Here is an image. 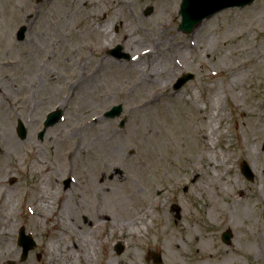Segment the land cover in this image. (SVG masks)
I'll return each mask as SVG.
<instances>
[{
    "label": "rangeland",
    "instance_id": "obj_1",
    "mask_svg": "<svg viewBox=\"0 0 264 264\" xmlns=\"http://www.w3.org/2000/svg\"><path fill=\"white\" fill-rule=\"evenodd\" d=\"M52 1L42 0L36 3L35 0H0V78H2L3 82L0 83V89L3 90L2 94H0V114H3L6 120H8L15 141L21 145L30 146V151L38 149L40 158L43 159L42 161L46 163L49 170V173L46 172L45 174L41 169L30 168L33 157L27 151L17 155L13 153L6 158H1L0 156V160L2 161L0 164V205L3 207L7 196L11 198V203L3 207V210H0V215L5 214L4 216H6V212H9V210L11 212L8 215V223L4 225L9 232V241L7 242V246L4 247L5 257L3 256L7 259L5 263L1 261L0 264H8L11 261L19 264L18 257H20L21 248L17 247V240L18 231L21 227H24L26 235L29 234L36 244L34 253L31 252L27 256L26 262L21 264L49 263L46 256L48 251L47 245L54 238L52 235L54 229L50 227H53L58 220L60 222H63V220L53 217L51 223H49L45 220H38L34 216V211L36 213L40 209L39 201L36 200L29 203V197L32 191L35 190V186L38 185L40 187V180L42 179H45L46 186L44 185V189L47 199L51 200L50 203L59 206L63 219L67 218V221L71 225L80 226L81 230H83L80 231L82 237L87 235L86 240H88V236L95 240L97 255L94 264H104L108 261L111 264L117 263L110 256L114 255L117 258L121 256L125 248L123 243L125 239L117 237L116 234L109 236L106 227L98 226L96 212L100 210L101 205H106L111 207V209H117L113 219L115 224L123 220L117 207L118 203H113L103 191L105 189L104 186L114 189L113 191L117 194L114 198L120 201L125 200L126 195L122 194L119 184L116 186L111 185L112 181L117 182L122 180L125 172L123 169L110 163L107 157L113 156L110 152L115 146L121 143L125 144L123 141L125 132L133 134L130 149L126 152V155H128L127 157L135 156V145L139 143V138L135 132L134 124L136 117L133 113L129 112L127 104H123L124 93L131 90V86L123 88L121 79L115 75V72L118 70L107 73L98 62L104 59L122 63L124 64L123 69L130 66L131 64L126 63L131 61L136 54L137 47L135 44L141 49L148 48L151 38L146 24L153 22L162 23V25L166 26L167 34L178 44V50L181 54V57L177 60V65L175 59L170 56L175 53L172 50L168 51V46L163 45L160 47L161 53H156L142 59V69H150L152 68V63L156 64L155 77L159 83L160 92L166 95L181 93L183 100L180 103L177 102V106L183 108L187 104H195L209 114L207 87L216 84L217 89H219V103L222 113L220 117L213 118L211 121H213V124L218 121V125L221 122L219 132L222 134V137L212 141L214 143L212 144V153L216 162L222 161L223 168L212 170L214 173L215 171L221 173L220 170L223 169L222 180L225 182V187H227L228 191L227 196L219 204V210L213 214H209L207 210L199 209L198 207L205 208L204 205L207 203L205 201L210 200V198L212 200L215 199L213 190L211 189L208 194L204 195L201 193L195 194L191 193L192 184L188 183L185 185L180 183L182 164H184L187 158L196 161L199 156L198 149L193 147L189 152H185V150L179 152L175 148L172 150V146L168 144V140L175 137L173 130L166 137L167 144H165V140L161 137L162 144H160L159 148L162 150V155L169 157L165 168L168 179L160 182L155 178L153 186L156 185V191H154L152 197L159 207L163 206L164 208L165 216L162 218L161 224L167 230L180 225L189 226L196 234L197 239L192 245L186 244L180 253H175L173 250L167 252L163 248L162 250L157 248V253L160 255L162 264H192L194 263L193 259L198 255L194 249L196 244L208 247L209 249L211 247L215 253H219V251L230 252L231 247H243L246 240L241 233V228L245 226L247 216L251 217L255 223L264 219V202L261 203L262 200L258 198L256 200L254 195V192H263L264 184L259 180L257 173L253 171L251 159H247L243 154H239L237 150H234L236 149L237 142L234 137V124L235 119L238 118V110L233 109L232 105L240 104L241 108L248 111L251 110L259 117H263L264 80L260 79L259 76L261 73L260 67L255 66L258 59L251 60L253 53L249 52L246 55L247 58L242 60L243 54L239 56L242 50L238 49L235 52L232 51V48H234L235 42L236 44L240 42V46L247 42L246 37L248 34L250 35L248 37L251 43L258 44L259 42H263L264 45V0H256L250 5L228 8L214 14L212 17L204 20L205 23H208L206 27L202 26V23L204 24L202 22L194 30V33L192 32L191 34H183L178 29L181 22L179 14L181 0H122L130 9L131 16L127 13V7L122 8V10L118 9L117 0H93L96 2L98 9L94 12L97 14L93 17L92 21L100 28L106 27L102 31L106 33L105 36L109 35L105 38L103 36V41H108L109 47L103 50L99 49L96 54L84 53L81 48L75 50L76 61L79 62L78 64L84 66L82 70H79L78 67L71 70L65 64L59 62L60 59L67 56V46H71L69 41L66 42L61 37L59 33L61 31L60 28H57L54 24H46L44 26L45 33H43L45 36H41L39 30L36 34L39 35L40 41L35 36L38 27L37 23L41 18V14L49 10ZM59 5L60 3L57 4L56 10L59 8ZM148 8H151L152 12L146 15L145 12ZM60 14H56V19L60 18L58 16ZM32 17L33 20H31ZM234 17L240 18L233 20ZM136 19L139 21L138 25L133 23ZM68 22L70 23V31L74 33L85 24L82 19L77 18H71ZM87 22L91 23L89 20ZM123 25L125 26V31L122 30ZM250 25L253 26L249 28ZM20 29L24 30V37L21 42L16 39V34H18ZM125 34H128L132 41L129 51H127L126 46H123L122 37ZM31 38L37 43L36 50L32 49ZM160 39L163 38L161 37ZM73 40L74 38L72 37ZM156 42H159V40ZM223 43L225 45L222 47ZM116 46H120V51H122V54L128 56L127 59H116L105 52ZM246 46H243L241 49ZM221 47L220 53L216 55L217 59H208V55L212 51ZM205 48L208 50L207 52ZM25 51H30L32 57L36 55L34 62H38V64L35 67H26L27 72L23 75V67L15 64V62L23 58ZM259 52L260 54L258 55L262 56L264 48L260 49ZM10 63L14 64L15 70H12L13 72L8 66ZM221 67L227 70L226 78L223 82H217L220 77H217V80H215L210 76ZM229 70L233 73V76L228 73ZM186 73L193 74L194 80L187 83L181 90L175 91L172 88L176 81L175 79ZM249 74L250 76L248 77L247 75ZM230 77H232V80ZM76 80L78 84H76ZM231 81L237 85L235 91L228 90V84ZM105 90H109L111 95L96 108L98 113L96 116L101 118L100 124L104 129L102 131L103 137L101 136L94 143L99 152H101V155L105 157L103 163L99 164V170L91 168L90 166H93V162L88 161L86 163L89 170L83 171L88 173V177L91 180H95L100 189V192L95 195H98L97 198L101 197L102 202L96 204L95 201L89 200L91 194H87V187H81L85 177L80 176V172L76 170L80 165L74 161L64 163L59 158L55 159V155L53 160L52 149L54 147V139L52 138L58 135L57 130L60 122L48 129L42 140H39L37 135L42 130V123L46 115L51 111L59 109V104H62L63 106L61 107H64L68 96L73 94L74 91H77V94L85 99L88 97L89 101L92 102L93 99L100 98L101 94L105 93ZM234 93H241L242 96L232 99L231 96ZM39 98L44 99L45 102H48L50 99L52 100L48 106H40L38 105ZM28 99L31 103L27 102ZM252 100L256 101V105H253L255 108L244 106L248 105L249 101ZM112 106H121L122 111L118 118L108 119L104 116V113L109 111ZM256 106L260 107V109ZM72 108L73 106L70 105L68 114ZM60 110L63 116H66V107L64 109L60 108ZM187 111H191V109L189 108ZM193 113L197 115L195 111ZM164 114L160 109L154 108L150 120L156 124L157 121L162 119ZM184 114H187V112L177 109L173 111L172 116L177 121ZM167 115L169 118L170 115ZM18 120H21L27 129L26 139L21 141L15 131ZM122 120H125V124L123 128H119ZM70 123L72 122H68L69 128H63L64 124L63 127H60L62 131L65 129V135H68V132L75 133L72 132ZM170 123L169 119L163 126H170L172 124ZM78 134L79 136L75 137V142L86 139L85 133L78 132ZM242 140H245L243 132L240 133V142ZM70 141L74 142L72 139ZM0 143H2L1 146L3 148L6 147L1 130ZM262 144H264L263 141L258 150L260 153H264V148H262L264 146ZM83 146L91 147V140H85ZM242 162H246L252 172L251 181L240 171ZM36 171H40L41 175L37 174L38 172ZM130 173L132 175L135 174L134 170L128 172V174ZM231 179L240 182V188H234V183L230 181ZM68 180L70 183L66 187L65 182ZM240 189L244 192L243 203L246 198H249V202L235 207L231 205V201H234L236 198L239 200L242 197L238 194ZM193 201L197 202L194 203ZM173 206H177L179 212H176L172 208ZM31 208L33 209V213L30 212ZM116 218L119 219L117 220ZM84 219L87 221H84ZM95 222H97L96 225H89V223L93 224ZM107 224L110 225V222L107 221ZM89 229L91 232H89ZM227 229L231 230L233 235L229 246L225 245L221 240L222 233ZM153 230L157 231V234L155 238H151V243L157 237L167 239L166 232L161 231L160 226L156 222L154 223ZM153 230L150 229L151 232ZM89 233L90 235H88ZM118 243H121L123 248L121 252L115 253V246ZM35 254L41 255L39 263H36L34 260ZM239 256L241 264H252V257L247 258L241 252H239ZM151 263L154 264V262ZM211 264H222V261L211 262Z\"/></svg>",
    "mask_w": 264,
    "mask_h": 264
},
{
    "label": "bare ground",
    "instance_id": "obj_2",
    "mask_svg": "<svg viewBox=\"0 0 264 264\" xmlns=\"http://www.w3.org/2000/svg\"><path fill=\"white\" fill-rule=\"evenodd\" d=\"M58 3H60V5L56 10ZM96 5V2L93 0H53L50 3L49 10L41 14V18L37 23L38 27L35 36L39 41L40 37L36 33L40 31L41 36L44 37V26L46 24H54L57 28H60L61 31L59 33L61 37L66 42L69 41V43H71V46L68 45L66 48L68 49L67 56L59 60L61 64H65L66 67L71 70L75 67H78L79 70L84 68V66L78 64L79 62L76 61L75 50L81 48L84 53L96 54L99 49L103 50L109 47L108 41H103V36L105 38L109 35L105 36L106 33L102 31L103 28L106 27L100 28L92 21L93 17L97 14L94 13L98 9V6ZM117 5L119 6L118 9L121 10L122 8L127 7V4L122 0H117ZM126 9L128 15L131 16L130 9L128 7ZM56 14H60L58 15L60 18L56 19ZM71 18L82 19L85 22L84 26L78 29L76 33L70 31V23L68 21H70ZM239 18L240 17H234L233 20H238ZM31 20H33V17ZM87 20L91 21V23H88ZM133 23L138 25L139 21L136 19ZM206 25H208V23H202V26L206 27ZM146 26L147 31L150 33L151 41L148 44V48L144 49L138 48L137 44H135L137 47L136 54L131 61L126 63L131 64L130 66L123 69L122 67H124V64L122 63L104 59L99 60L98 62L107 73L116 70L119 71L121 68L119 73L118 71L115 72V75L121 79L123 88L129 85L131 86V90L124 93L123 104H127L129 112L133 113L136 117L134 125L135 132L137 133L136 135L139 138V143L135 145V156L127 157L128 155H126V152L130 149L129 147L133 139V134L125 132L123 140L125 144L121 143L120 145L115 146L110 152L113 156L107 157L109 158L110 163L118 166V168L123 169L125 172V176L122 180L111 182L112 186L119 184V189L122 190V194L126 195L125 200H116L114 197H116L117 194L113 191L114 189H109L106 186H104L105 189L103 188L105 195H107L113 203H118L117 207L118 210H120L123 220H121L120 223L115 224L113 219L114 213L117 209H111V207L106 205H101L102 207L100 210L96 212L98 226L106 227L109 236H114L116 234L117 237H123L125 239L123 241L125 248L121 256L119 258L114 255L110 256L113 261H117L116 264H152L150 260L151 251H154L157 248L162 250L163 248L167 252L173 250L175 253H180L183 251L181 249H183L186 244L192 245L197 239L193 230L186 225H180L167 230L163 224H161L163 220L162 218L165 216L163 211L164 208L163 206L159 207L157 202L152 198L154 191H156V185L153 186L155 178L160 182L168 179L165 173V168L169 157L162 155V150L159 146L162 144L161 137L165 140V144H167L166 137L169 136V133H171L172 130L175 137L169 138L168 140V144L172 146V150L175 148L179 152L181 150L189 152L191 148L196 147L199 151V156L196 161L187 158L184 164H182L180 183L185 185L188 183L192 184L191 193H201L204 195L206 193L208 194L211 189L214 192L213 195L215 196V199L212 200L209 197L210 200L205 201L207 202L204 205L205 208H198L205 211L207 210L209 214H213L215 211L219 210L221 200L228 194L227 187H225L226 184L222 180L223 169L220 170L221 173L218 171H215L214 173L212 170L223 168L222 161H219V163L216 162V159L213 158L214 154L212 153V144H214L212 141L222 137V134L219 132L221 122L218 125V121H216L217 123L215 124L211 121L213 118L220 117L222 113V108L219 103V89H217L218 87L216 84L207 87V102L209 103L210 110L209 114L195 104H187L183 108L177 106V102L180 103L181 100H183V95L181 93L162 94L160 92L161 89L159 83L155 77L156 64L152 63V68L150 69H142L141 61L145 57L161 53L160 47L163 45H167V50H172L175 53L170 56L175 59L177 65V60L181 57V54L178 50V44L173 41L169 34H167L166 26L157 22L147 23ZM252 26L253 25H250L249 28ZM124 29L125 26L123 25L122 30L125 31ZM248 36L250 35L248 34ZM248 36L246 37L247 42L241 46L240 42H237V44L235 42L232 51L237 52L238 49L242 50L239 53V56L243 54L242 60L247 58L246 55H248L249 52H252L253 57L251 60L258 59L255 66L260 67L261 73L259 76L260 79L264 80V53L262 56L258 55L260 54V49L264 48L263 42H259L258 44L251 43ZM72 37L74 38L73 41ZM161 37L163 39H160ZM122 40L124 43L123 46H126L128 49L127 51H129V47L132 43L129 35H123ZM157 40H159V42H156ZM30 42H32L31 45H33L32 49L36 50L37 43H35L32 38ZM224 45L225 43L222 44V47ZM245 45L247 46L241 49ZM222 47L212 51L210 55H208V59H217L216 55L220 53ZM205 50L206 52L208 51L206 48ZM35 56L36 55L33 57L31 56L30 58L25 57V66L35 67V65L38 64V62H34V59H36ZM26 72L27 69L24 67L22 69V74L24 75ZM228 73L233 76V73L230 70ZM226 74L227 70L221 67L210 77L215 80H217V77H220L217 82H223L226 78ZM247 76L249 77L250 74ZM230 78L232 80V77ZM76 84H78L77 80ZM230 89L233 91L237 89V85L232 83V81L228 84V90ZM110 95L111 92L105 90V93H102L100 98H95L90 102L88 97L85 99L82 96H79L77 91H74L65 101L64 107H66L67 113L65 117H62L63 119L59 124L57 130L58 135L55 138H52L54 139V147L52 149L53 160L55 155V159L59 158L64 163L67 161H74L80 165L76 170L80 172V176L85 177L81 187H87V194H91L89 200L92 202L95 201L96 204L102 202L101 197L97 198L98 195H95L100 192V189L95 180H91V178L88 177V173L83 171L89 170L86 163L88 161L93 162L94 167H90L95 170H99V164L103 163L105 156L101 155V152H99L98 148H96L97 146L94 144L101 136L103 137L102 131L104 130L100 124L101 118L96 116L98 114L96 108L100 103L102 104L105 102ZM241 96V93H234L231 98L235 99L240 98ZM51 100L52 99L45 102L44 99L39 98L38 105L48 106ZM27 102L31 103L29 99ZM254 104L256 105V101L252 100L249 101L248 105L244 106L255 108V106H253ZM70 105L73 106V108L68 114V108ZM59 106L61 107L63 105L59 104ZM232 107L233 109L238 110V118L235 119L236 121L234 124V137L237 141L236 149L234 150H237L239 154H243L247 159H251L253 171L257 173L259 180L264 184V153L258 151L262 141L264 142V114L263 117H259L253 111L241 108L240 104H233ZM154 108L160 109L162 113L166 114H164L162 119L157 121L156 124L150 120ZM189 108L191 111H187ZM257 108L260 109V107ZM177 109L183 110V112H187V114H184L176 121L172 115L173 111ZM193 111H195L197 115H195ZM167 114L170 115L169 118ZM169 119L172 124L170 123V126L164 127V123H167ZM69 121L72 122L70 123V127L72 128V132L75 133L68 132V135H65V129L62 131L60 127H63L64 124L63 128H69ZM0 130L2 131L3 142H5L6 146L3 148L1 146L2 143H0L1 158H6L13 153L17 155L27 151V153L33 157L30 168L34 167L36 169H41L45 174L46 172L49 173L46 163L42 161L43 159L39 156L38 149L30 151V146L27 147L15 141L10 124L3 114H0ZM78 132L86 134L85 140H91V147L83 146L85 140L75 142V137L79 136ZM221 132L223 133V131ZM241 132H243L245 136V140H242L243 142H240ZM70 139L75 143L71 142ZM1 162L2 161L0 160V164ZM133 170L135 172L134 175H132V173L128 174V172ZM36 172L41 175L40 171ZM44 181L45 179L40 180V187L38 185L35 186V190L32 191L29 197V203L36 200L39 201L38 204L40 209H38L36 213L35 211L33 213V209L31 208L30 212L33 213L38 220H45L49 223H51L53 217H58L63 220V222L58 220L53 227H50L54 229L52 233L54 238L49 241L47 245L48 251L46 256L49 260V264H94L97 255V245L95 240L89 236L87 237L88 240H86L85 238L87 235L82 237L80 231L83 230H81L80 226L74 224L71 225V223L67 221V218L65 220L63 219V214L61 213L59 206L50 203L51 200L47 199V194L44 189L46 184ZM230 181L234 183V188H240V182H237L236 180L233 181L232 179ZM243 193V190L240 189L238 194L242 197L239 200L236 198L234 201H231V205L235 207L241 206L244 200ZM254 195L256 200L258 198L262 200L261 203L264 202V190L262 193H260V191L258 193L254 192ZM89 200L87 201L90 202ZM248 200L249 198H246L244 203H248ZM5 202L6 203L3 207H6L7 204L11 203L10 196H7ZM193 202L196 203L197 201ZM3 207L0 205V210H3ZM6 213V216H4L5 214L0 215V262L7 259L4 258V247L7 246V242L9 241V232L4 225L8 223V215H10L11 212L9 210V212ZM257 216L260 217L259 215ZM107 221L110 222V225L107 224ZM97 222L92 225H96ZM155 222L160 226L161 231L166 232L167 239L165 240L164 237H157L155 241L151 243V238H155L157 234V231L153 230ZM150 229H152L153 232H151ZM89 232H91L90 229ZM241 233L246 240L244 241V246L231 247L230 252L219 251V253H215L211 247L209 249L208 247L197 245L195 243L196 247L194 249L198 255L193 259L194 263L192 264H211V262L216 261H222V264H241L239 252L247 258L252 257V264H264V219L259 222L256 221L255 223L251 217L247 216L245 226L241 228ZM88 235H90V233ZM104 264L111 263L108 261Z\"/></svg>",
    "mask_w": 264,
    "mask_h": 264
},
{
    "label": "water",
    "instance_id": "obj_3",
    "mask_svg": "<svg viewBox=\"0 0 264 264\" xmlns=\"http://www.w3.org/2000/svg\"><path fill=\"white\" fill-rule=\"evenodd\" d=\"M254 0H182V4L180 5V15H181V24L179 26L180 31L183 33H191L197 25H199L204 19L210 18L214 14L235 6H245L247 4L252 3ZM151 10H147V14H149ZM19 37L23 36V29L19 31ZM121 48L117 47L115 50L110 51L113 55L116 57H126L121 54L120 52ZM192 75H185L180 79H177L178 81L174 85V89L178 90L180 89L189 79H192ZM121 113V107H113L112 110L107 112L104 116L113 118L119 116ZM61 117V112L56 111L54 113H51L48 116V119L45 122L46 127H50L54 125ZM124 125V122L122 121L120 124V127ZM18 134L21 139L25 137V129L21 122L18 123ZM242 172L245 174V176L249 179H251L250 172L244 164L242 166ZM23 231L20 232V239L19 244L23 247V258L28 252L29 249L33 247L32 241L23 236ZM231 233L228 231L223 235V240L228 242L230 240ZM121 251V247H118V252ZM155 258H158L155 257Z\"/></svg>",
    "mask_w": 264,
    "mask_h": 264
},
{
    "label": "flooded vegetation",
    "instance_id": "obj_4",
    "mask_svg": "<svg viewBox=\"0 0 264 264\" xmlns=\"http://www.w3.org/2000/svg\"><path fill=\"white\" fill-rule=\"evenodd\" d=\"M20 42H21V41H20ZM32 55H33V54H32ZM33 56H34V55H33ZM25 57H26V58H30V57H31V52H30V51H27V52L25 51L23 58H22L20 61L15 62V64H19V65H21V67H23V68H24V67H28L27 65L25 66V63H24V61H25L24 58H25ZM8 66L10 67L11 71H12V70H15L14 67H13L14 64L10 63V64H8ZM12 72H13V71H12ZM16 80H17V79H16ZM0 83H3V82H2V78H0ZM3 112H4V111H3ZM84 221H87V220L84 219ZM89 224L92 225V223H89ZM230 244H231V243H230ZM230 244H229V245H230ZM229 245H228V246H229ZM34 248H35V247H34ZM31 252L34 253V250L30 251V252L25 256L26 258H24V259H20V258H19V264L26 262V260L28 259L27 256H29V254H30ZM34 260H35L36 263H39V262L41 261V255H39V254H35V255H34ZM13 264H15V263L13 262ZM48 264H49V263H48Z\"/></svg>",
    "mask_w": 264,
    "mask_h": 264
}]
</instances>
